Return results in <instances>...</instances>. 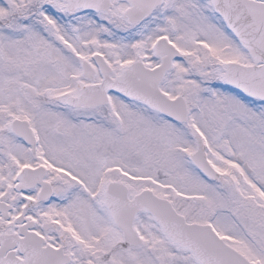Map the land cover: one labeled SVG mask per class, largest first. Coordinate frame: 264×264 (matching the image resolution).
Returning a JSON list of instances; mask_svg holds the SVG:
<instances>
[{
    "label": "snow or ice",
    "instance_id": "1",
    "mask_svg": "<svg viewBox=\"0 0 264 264\" xmlns=\"http://www.w3.org/2000/svg\"><path fill=\"white\" fill-rule=\"evenodd\" d=\"M0 264H264V0H0Z\"/></svg>",
    "mask_w": 264,
    "mask_h": 264
}]
</instances>
